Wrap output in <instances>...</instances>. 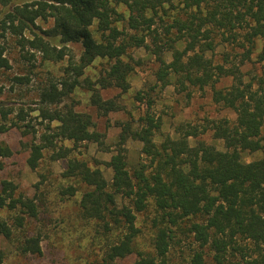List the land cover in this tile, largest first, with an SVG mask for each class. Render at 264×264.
<instances>
[{"label": "trees", "instance_id": "obj_1", "mask_svg": "<svg viewBox=\"0 0 264 264\" xmlns=\"http://www.w3.org/2000/svg\"><path fill=\"white\" fill-rule=\"evenodd\" d=\"M0 6V67L7 66L3 56L8 35L43 62L66 63L63 78L43 88L38 97L39 116L46 125L38 142L28 146L26 164L32 171L39 167L43 151L53 149L56 142H69L73 149H64L53 160L67 158L69 150L84 143L104 148L105 134L95 130L92 116L76 111V103L62 101L84 86L98 115L119 111L114 101L102 99L99 89H129L134 65L125 59L133 49H144L154 58L152 93L174 77L184 89L186 84L199 90L210 87L213 102L235 114L234 120L213 121L200 131L181 125L176 139L167 135L157 144L160 119L149 112L151 95L138 91L135 101L145 104L146 111L137 119L136 129L133 118L117 125L114 155L105 163L112 172L110 183L98 168L102 163L69 161L61 177L82 185L79 214L94 225L100 240L92 264H118L131 257L130 264H169L171 249L180 241L178 233L191 237L198 248L187 264H205L207 252L213 264H264V0H0ZM119 7L125 14L118 12ZM49 20L51 27H38L37 21ZM257 43L261 73L256 81L246 82L240 67L251 60ZM71 44L81 45L79 58ZM219 44L230 46L234 56L224 53L213 65L207 54ZM166 53L172 61L165 59ZM95 60L109 62L96 82L99 88L83 78ZM224 79L231 84L216 88ZM8 115L0 110V135L17 126L8 123ZM207 130L222 141L224 150L198 139ZM129 139L141 144L148 161L132 171L125 148ZM245 152H260L261 157L246 163ZM11 155L7 144L0 142V161ZM75 194L73 186L60 191L61 196ZM118 198L127 205L119 208ZM149 206L154 209L152 234L144 246L137 215ZM2 210L10 218L0 216V238L20 256L40 257V236L28 228L38 216L34 200L2 180ZM5 258L0 248V264Z\"/></svg>", "mask_w": 264, "mask_h": 264}, {"label": "rangeland", "instance_id": "obj_2", "mask_svg": "<svg viewBox=\"0 0 264 264\" xmlns=\"http://www.w3.org/2000/svg\"><path fill=\"white\" fill-rule=\"evenodd\" d=\"M118 12L125 14V9L119 7ZM2 13L3 9L0 6V19ZM37 25L40 29H47L52 26V22L37 21ZM4 47L3 57L7 66L0 67V110L9 114L8 123L14 121L17 126L0 135V142L6 143L12 151L11 157L0 161V181L12 182L16 185L19 194L33 199L37 204L38 216L28 225V228L40 236L42 249L40 257H23L0 238V248L6 255L4 264H87L93 258L95 259L94 255L100 249V240L95 235L94 225L82 219L78 210V203L84 189L78 181L63 178L61 174L67 169L69 161L78 159L91 165L93 161H97L102 163L98 168L110 183L112 172L105 163H108L114 155V145L120 131L117 125L133 118L132 128L136 129L137 119L146 111L145 104L135 101L138 91L151 95L153 106L149 112L160 119L161 128L154 138L157 144L167 135L176 139L177 129L181 125L189 124L200 131L213 121L235 119L232 111L213 102L212 89L208 86L199 90L186 84L184 89L174 77H171L167 86H158L152 93L150 88L155 84L154 71L157 68L154 58L144 49H133L125 59L134 65V71L128 79L129 89L126 92L116 87L99 89L102 99L114 101L119 111L109 113L106 117L98 115L97 111L89 105V93L83 89L84 86L77 88L69 99L62 101V104L76 103V111L92 116L95 130L105 134L104 148L92 143H84L77 150H69L67 158L53 160L51 157H56L64 149H73L69 142H56L53 149L43 151L39 167L32 171L26 164L29 155L28 146L32 141L38 142V137L44 132L46 125L39 116L41 105L38 97L43 88H47L50 83L57 84L63 78L66 63L64 61L43 62L39 54L28 48H21L15 38L10 35L6 37ZM70 48L76 58H79L82 53L81 45L71 44ZM176 48L181 50L182 44L178 43ZM259 48L260 43H257L251 60L240 67L246 82H254L260 76V65L256 60ZM224 53L231 54V58L234 56L230 46L219 44L213 54H207V58L214 65L220 63ZM165 59L168 62L172 61L171 54L166 53ZM108 65L109 62L106 60H95L85 70L83 78L96 85L102 70ZM230 84V79H224L216 84V88H226ZM96 87L99 88L98 85ZM20 116L24 117V122H19ZM198 139L213 145L218 150H224L222 141L214 139L211 130L200 134ZM190 144H194L192 139ZM125 148L127 164L131 171L136 165L148 164L141 154L139 142L129 139ZM242 157L244 162L250 163L258 160L261 153L245 152ZM68 186L76 188L75 196L60 195V191ZM123 205H127V201L118 198L117 206L121 208ZM0 216L7 221L10 218L9 213L4 210L0 211ZM153 216L152 206H149L146 212L137 215V227L142 232L141 243L144 246H148L151 241L150 219ZM176 240L180 241L171 249L169 264H187L194 252L198 251L197 245L192 243L191 237L185 238L179 233ZM210 255L206 253L205 264H213ZM132 261L133 257L118 264H130Z\"/></svg>", "mask_w": 264, "mask_h": 264}]
</instances>
